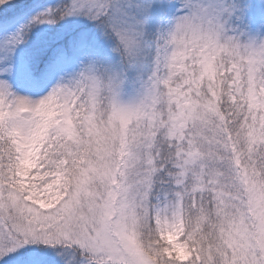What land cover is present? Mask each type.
Returning a JSON list of instances; mask_svg holds the SVG:
<instances>
[{
  "label": "snow or ice",
  "instance_id": "1",
  "mask_svg": "<svg viewBox=\"0 0 264 264\" xmlns=\"http://www.w3.org/2000/svg\"><path fill=\"white\" fill-rule=\"evenodd\" d=\"M0 264H264V0H0Z\"/></svg>",
  "mask_w": 264,
  "mask_h": 264
},
{
  "label": "rangeland",
  "instance_id": "2",
  "mask_svg": "<svg viewBox=\"0 0 264 264\" xmlns=\"http://www.w3.org/2000/svg\"><path fill=\"white\" fill-rule=\"evenodd\" d=\"M48 2H51V0H48Z\"/></svg>",
  "mask_w": 264,
  "mask_h": 264
}]
</instances>
